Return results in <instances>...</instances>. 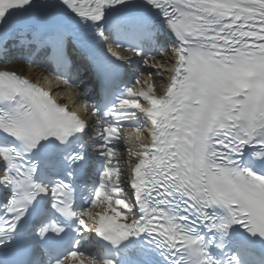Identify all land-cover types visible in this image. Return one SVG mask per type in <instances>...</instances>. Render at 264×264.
<instances>
[{"label": "snow or ice", "instance_id": "6c2138e0", "mask_svg": "<svg viewBox=\"0 0 264 264\" xmlns=\"http://www.w3.org/2000/svg\"><path fill=\"white\" fill-rule=\"evenodd\" d=\"M0 65V264H264V0H0Z\"/></svg>", "mask_w": 264, "mask_h": 264}, {"label": "bare ground", "instance_id": "6f19581e", "mask_svg": "<svg viewBox=\"0 0 264 264\" xmlns=\"http://www.w3.org/2000/svg\"><path fill=\"white\" fill-rule=\"evenodd\" d=\"M17 66H19L21 69H24V70H25V68L23 67L22 64H17ZM16 68H17V67H16ZM11 69H15V68H14V67H11ZM20 71H21L22 73H24V74H27V75H35L32 69H28V70H26V71H23V70H20ZM68 103H70V101H69Z\"/></svg>", "mask_w": 264, "mask_h": 264}]
</instances>
